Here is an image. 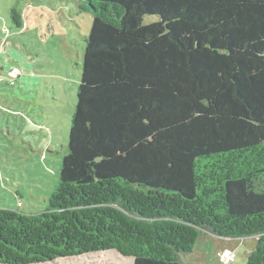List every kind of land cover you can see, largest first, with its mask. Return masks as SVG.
I'll return each mask as SVG.
<instances>
[{
  "label": "trees",
  "instance_id": "trees-1",
  "mask_svg": "<svg viewBox=\"0 0 264 264\" xmlns=\"http://www.w3.org/2000/svg\"><path fill=\"white\" fill-rule=\"evenodd\" d=\"M81 8L92 23L58 186L44 212L0 209V264L109 251L183 264L208 235L255 237L246 264H264V0Z\"/></svg>",
  "mask_w": 264,
  "mask_h": 264
},
{
  "label": "rangeland",
  "instance_id": "rangeland-1",
  "mask_svg": "<svg viewBox=\"0 0 264 264\" xmlns=\"http://www.w3.org/2000/svg\"><path fill=\"white\" fill-rule=\"evenodd\" d=\"M84 3L0 0V209L44 212L58 186L92 23ZM12 9L21 15V28ZM154 21L158 17L144 18L145 24ZM13 68L19 78L9 77ZM203 238L230 248L235 256L230 264H246L257 244L255 237ZM207 251L183 256V264H223L214 243ZM43 264H132V259L109 251Z\"/></svg>",
  "mask_w": 264,
  "mask_h": 264
},
{
  "label": "crops",
  "instance_id": "crops-1",
  "mask_svg": "<svg viewBox=\"0 0 264 264\" xmlns=\"http://www.w3.org/2000/svg\"><path fill=\"white\" fill-rule=\"evenodd\" d=\"M2 69V67H1ZM14 69V68H13ZM12 69H9L7 72L9 74V72L11 71ZM20 77V76H19ZM18 77V78H19ZM30 78L33 79L34 78V75H30ZM210 243H214L215 244V249H216V253H217V257L218 259L220 260V254L226 250V249H229L228 247H226V245H224L223 243H219L215 240H210V239H204V238H201V240H199L197 242V244L195 245L194 249H193V252H196V253H205V252H208L207 251V248L210 247ZM192 252V253H193ZM221 261V260H220Z\"/></svg>",
  "mask_w": 264,
  "mask_h": 264
},
{
  "label": "built area",
  "instance_id": "built-area-1",
  "mask_svg": "<svg viewBox=\"0 0 264 264\" xmlns=\"http://www.w3.org/2000/svg\"><path fill=\"white\" fill-rule=\"evenodd\" d=\"M9 77L12 79H16L20 76V71L16 68L12 69L9 72ZM220 260L223 264H230L234 261V252L232 250L226 249L220 254Z\"/></svg>",
  "mask_w": 264,
  "mask_h": 264
}]
</instances>
